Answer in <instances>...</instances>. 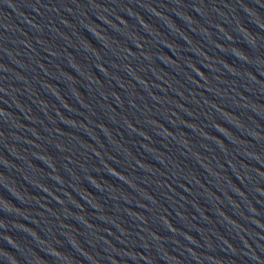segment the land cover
<instances>
[{
  "label": "water",
  "instance_id": "95a60500",
  "mask_svg": "<svg viewBox=\"0 0 264 264\" xmlns=\"http://www.w3.org/2000/svg\"><path fill=\"white\" fill-rule=\"evenodd\" d=\"M0 264H264V0H0Z\"/></svg>",
  "mask_w": 264,
  "mask_h": 264
}]
</instances>
